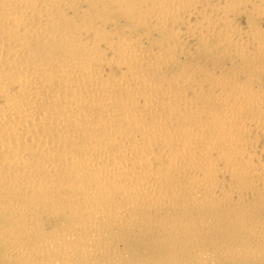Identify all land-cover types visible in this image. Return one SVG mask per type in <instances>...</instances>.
<instances>
[{
    "label": "bare ground",
    "instance_id": "bare-ground-1",
    "mask_svg": "<svg viewBox=\"0 0 264 264\" xmlns=\"http://www.w3.org/2000/svg\"><path fill=\"white\" fill-rule=\"evenodd\" d=\"M263 74L264 0H0V264L264 251L181 253L264 187Z\"/></svg>",
    "mask_w": 264,
    "mask_h": 264
},
{
    "label": "rangeland",
    "instance_id": "rangeland-1",
    "mask_svg": "<svg viewBox=\"0 0 264 264\" xmlns=\"http://www.w3.org/2000/svg\"><path fill=\"white\" fill-rule=\"evenodd\" d=\"M239 24H240V26H239ZM239 24H237L239 27H242V26H244L243 25V23H239ZM194 50H192L191 52L193 53L192 55L193 56H199V55H196V53H195V51L193 52ZM200 58H202V57H200ZM213 59H215V61H213ZM210 60V61H209ZM202 62H204L205 64H207V65H209V66H212V63L214 64V62H215V64H216V66H223L224 67V69H225V71L226 72H229L230 73V71H231V73H238V72H240V71H237V70H239V68L237 69V67H236V69L235 70H232L233 69V67L234 66H236V62L235 61H233V60H229V61H224V60H217L216 58H214L213 56H212V58L210 57H207V60H201ZM210 63H209V62ZM230 62V63H229ZM234 62V63H233ZM209 63V64H208ZM229 63V64H228ZM230 65V66H229ZM231 65H233V67L231 66ZM262 76H263V78H264V74L263 75H261L260 76V82H262V84L264 83V80H263V78H262ZM264 85V84H263ZM263 135H261V137L260 138H264V137H262ZM258 140H259V142H261V139H259L258 138ZM259 144H261V143H259ZM262 147V148H261ZM261 147H258L257 149H258V154L259 155H264V143L262 142V144H261ZM262 150H261V149ZM260 151H262V152H260ZM261 153V154H260ZM263 157V156H262ZM264 158V157H263ZM258 180V179H257ZM259 181V180H258ZM256 185H258L257 183H255V186H253V185H251V186H248V188H244L245 189V192L242 194V192L244 191V189H242V192H241V194H240V196L238 195V193H237V195L238 196H236L235 195V192H239L237 189H235V188H233V187H231V188H229V190H228V192H227V194L225 195H219V196H217V198H213V201H214V199L216 200V201H214V204H211V207L214 209V207H215V209H217L218 207L220 208V209H217V214L216 215H212L211 217L210 216H208V220L206 221V224H205V226H206V228H205V226H204V228H205V231L203 232V233H206L205 235H203V233L201 232V237H200V235H198V237L199 238H203V239H201V240H199L198 241V239H197V242H198V244L196 243L195 245L193 244H191V243H189V245L187 244V245H184V251H182L181 250V248H180V250H181V253H183V254H187V251H186V249L185 248H187V250H188V247H189V250H188V253H190V252H192V253H194V252H198L199 250L198 249H203L204 247H206L207 245H209V247H211V248H216V249H223V247L224 248H226V247H228L232 242H234V240H242V239H247L246 241L248 242V243H250V244H255V243H259V242H261V241H264V231H262L260 228H259V225H261L262 223H264V193L262 192V189H264V187L263 188H261L262 187V185H261V187L259 186V188H261V189H259L258 188V186H256ZM256 188V189H255ZM232 189V190H231ZM235 189V190H234ZM249 190V192H248V190ZM259 189V190H258ZM237 190V191H236ZM247 190V191H246ZM229 191H230V193H229ZM253 191V192H252ZM261 191V192H260ZM232 192H234V193H232ZM248 192V193H247ZM257 192V193H256ZM262 194V196H261V194ZM232 194H234V196L232 195ZM230 196L231 195V197H230V200H228L227 201V203L225 202L224 203V201L222 202V200H221V198L223 197V198H227L228 196ZM257 196V197H256ZM260 196V197H259ZM236 197V198H235ZM253 197H255V198H253ZM233 198V199H232ZM244 198V199H243ZM218 199H220V200H218ZM255 199V200H254ZM227 200V199H226ZM219 202V203H218ZM231 202V203H230ZM245 202V203H244ZM217 203V204H216ZM217 206V207H216ZM224 206V207H223ZM246 206V207H245ZM234 208V209H233ZM222 209V210H221ZM228 209V210H227ZM228 212H227V211ZM251 210V211H250ZM230 211L232 212L233 211V213H234V215H236L237 213H239V214H241V213H244V214H242V216H240L239 214L237 215V216H234L233 215V213H230ZM221 212V213H220ZM219 214V215H218ZM226 214V215H225ZM229 214V215H228ZM227 216V217H226ZM233 216V217H232ZM226 217V218H225ZM216 218V219H215ZM225 218V219H224ZM224 220V221H223ZM255 220V221H254ZM223 221V222H222ZM227 222V223H226ZM253 223V224H252ZM256 224V225H255ZM203 226V225H202ZM253 226H254V229H252L253 228ZM209 227V228H208ZM225 227V228H224ZM256 227H258V229L256 228ZM243 228V229H242ZM208 230V231H207ZM261 230V231H260ZM244 231V232H243ZM249 231V232H248ZM260 232V233H259ZM250 234V235H249ZM262 234V235H261ZM254 235V236H253ZM259 235V236H258ZM262 236V237H261ZM184 238L183 239H185V238H189V237H186V236H183ZM138 238V237H137ZM208 238H211V239H208ZM260 239V240H259ZM207 240H208V243H206L207 242ZM213 240V241H212ZM133 241L134 240H132V241H127L128 242V244L129 243H133ZM189 241V240H188ZM211 241V242H210ZM154 242H156V241H154ZM153 242V243H154ZM203 242V243H202ZM205 243V244H204ZM156 244V243H155ZM155 244H153V245H155ZM201 244H203V245H201ZM211 244V245H210ZM224 244V245H223ZM159 244H157V246H158ZM199 247H198V246ZM206 245V246H205ZM219 245H221V246H219ZM261 245H263V242H261L260 243V246ZM187 246V247H186ZM194 246H195V248H194ZM264 246V245H263ZM159 248L161 247V246H158ZM197 247H198V249H197ZM208 247V246H207ZM220 247V248H219ZM157 248V247H156ZM162 249H164V251H167V253L169 252L168 250H172L173 251V247L171 248V247H168V249H167V247H165V246H162L161 247ZM166 248V249H165ZM191 248H193V249H191ZM158 249V248H157ZM171 250H170V252H171ZM145 251H149L148 249L146 250H144V253H145ZM174 251H175V249H174ZM185 252V253H184ZM215 253H218L217 252V250L216 251H214ZM253 252V253H252ZM254 252H257V255H260V256H262V260L260 259V256H254L255 255V253ZM259 253V254H258ZM262 253V254H261ZM252 254V256L250 257V255ZM254 254V255H253ZM239 257H241L242 255H238ZM238 256H234V257H232V258H230L229 259V257H225V256H222V255H218L213 261H212V263L210 262V264H262V263H264L263 261H264V251H259V250H252L251 251V253L250 252H248V253H246V254H243V257H241V258H239ZM244 256H246V257H244ZM238 257V258H237ZM244 258V259H243ZM252 258V259H251ZM226 259V260H225ZM248 260V261H247ZM217 262V263H216ZM231 262V263H230ZM205 264H206V262H204Z\"/></svg>",
    "mask_w": 264,
    "mask_h": 264
}]
</instances>
